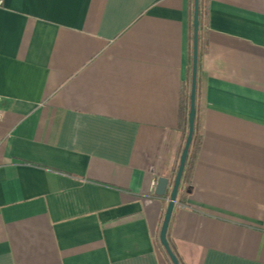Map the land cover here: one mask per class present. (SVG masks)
Wrapping results in <instances>:
<instances>
[{"label":"crops","instance_id":"1","mask_svg":"<svg viewBox=\"0 0 264 264\" xmlns=\"http://www.w3.org/2000/svg\"><path fill=\"white\" fill-rule=\"evenodd\" d=\"M202 4L200 141L166 237L180 264H264V0ZM192 14L193 0L3 1L0 264H171L159 231Z\"/></svg>","mask_w":264,"mask_h":264},{"label":"water","instance_id":"2","mask_svg":"<svg viewBox=\"0 0 264 264\" xmlns=\"http://www.w3.org/2000/svg\"><path fill=\"white\" fill-rule=\"evenodd\" d=\"M198 33H199V0H193L192 14V58H191V80L189 93V111H188V126L184 145L179 157L177 170L169 191L168 202L162 219L159 242L169 258L171 264H180L172 248L169 245L166 234L169 225V220L176 202L179 191L183 170L186 164L190 145L193 138L195 128V106H196V87H197V71H198ZM155 186L153 193L158 197H164L168 193L169 178L164 176L155 177Z\"/></svg>","mask_w":264,"mask_h":264},{"label":"trees","instance_id":"3","mask_svg":"<svg viewBox=\"0 0 264 264\" xmlns=\"http://www.w3.org/2000/svg\"><path fill=\"white\" fill-rule=\"evenodd\" d=\"M201 4H202V0H199V20L201 19ZM188 97L186 98V100L182 101L181 104V112H180V122H179V127L181 128L182 131V142H181V150L183 148L184 145V141L186 138V134H187V126H188V111H189V104H188ZM199 141H200V135L198 132V128L196 126L195 123V128H194V133H193V138H192V142L190 145V149H189V153L187 156V160H186V164L183 170V174H182V178H181V183H180V187L179 190L181 191V195L183 194V188L184 185L186 183H189L190 177H191V172L193 169V163H194V159L198 150V146H199ZM181 154V153H178ZM179 157L177 158V161L179 162ZM178 166V165H177ZM177 170V169H176ZM176 173V172H175ZM166 255V253H165ZM167 257V255H166ZM167 259L169 260V258L167 257ZM170 262V260H169Z\"/></svg>","mask_w":264,"mask_h":264},{"label":"built area","instance_id":"4","mask_svg":"<svg viewBox=\"0 0 264 264\" xmlns=\"http://www.w3.org/2000/svg\"><path fill=\"white\" fill-rule=\"evenodd\" d=\"M3 1L4 0H0V6L3 4ZM0 119H2V113H1V111H0Z\"/></svg>","mask_w":264,"mask_h":264},{"label":"rangeland","instance_id":"5","mask_svg":"<svg viewBox=\"0 0 264 264\" xmlns=\"http://www.w3.org/2000/svg\"><path fill=\"white\" fill-rule=\"evenodd\" d=\"M202 11H203V4H202ZM204 20V17H203V12H202V14H201V21H203Z\"/></svg>","mask_w":264,"mask_h":264}]
</instances>
